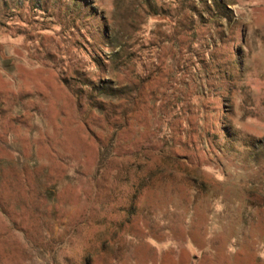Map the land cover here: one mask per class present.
I'll return each instance as SVG.
<instances>
[{
  "label": "rangeland",
  "instance_id": "1",
  "mask_svg": "<svg viewBox=\"0 0 264 264\" xmlns=\"http://www.w3.org/2000/svg\"><path fill=\"white\" fill-rule=\"evenodd\" d=\"M217 1L0 0V264H264V0Z\"/></svg>",
  "mask_w": 264,
  "mask_h": 264
},
{
  "label": "trees",
  "instance_id": "2",
  "mask_svg": "<svg viewBox=\"0 0 264 264\" xmlns=\"http://www.w3.org/2000/svg\"><path fill=\"white\" fill-rule=\"evenodd\" d=\"M199 4H203L204 5V9L200 11L199 14H197L199 17H205L206 14L210 15V14H213L212 16L210 17H219V18H227V15H226V11L228 10V8L226 7V5H219L218 4V1L217 0H192V5L191 6H186V8L191 11V15H195V12H196V7L199 5ZM152 2L151 0H139V4H138V8H139V11L141 12L144 11V10H149L150 7H152ZM161 7V6H160ZM158 8L154 9L152 8V11L153 12H149V14H147V17L149 15H158V14H161V12H159L160 10H157ZM212 9H214L216 12H213L212 13Z\"/></svg>",
  "mask_w": 264,
  "mask_h": 264
}]
</instances>
